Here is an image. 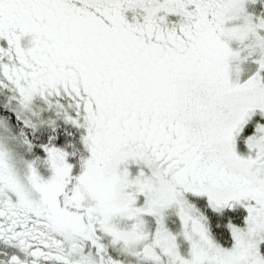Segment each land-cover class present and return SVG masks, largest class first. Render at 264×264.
Masks as SVG:
<instances>
[{
    "label": "snow or ice",
    "instance_id": "obj_1",
    "mask_svg": "<svg viewBox=\"0 0 264 264\" xmlns=\"http://www.w3.org/2000/svg\"><path fill=\"white\" fill-rule=\"evenodd\" d=\"M0 264H264V0H0Z\"/></svg>",
    "mask_w": 264,
    "mask_h": 264
}]
</instances>
